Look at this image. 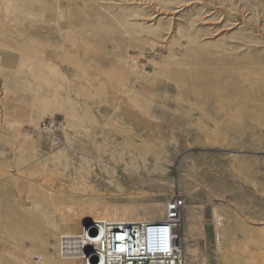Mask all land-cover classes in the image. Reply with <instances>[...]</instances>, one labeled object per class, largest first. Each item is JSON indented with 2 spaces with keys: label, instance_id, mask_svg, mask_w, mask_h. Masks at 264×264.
Returning <instances> with one entry per match:
<instances>
[{
  "label": "rangeland",
  "instance_id": "obj_1",
  "mask_svg": "<svg viewBox=\"0 0 264 264\" xmlns=\"http://www.w3.org/2000/svg\"><path fill=\"white\" fill-rule=\"evenodd\" d=\"M172 202L184 264H264V0H0V264Z\"/></svg>",
  "mask_w": 264,
  "mask_h": 264
},
{
  "label": "bare ground",
  "instance_id": "obj_2",
  "mask_svg": "<svg viewBox=\"0 0 264 264\" xmlns=\"http://www.w3.org/2000/svg\"><path fill=\"white\" fill-rule=\"evenodd\" d=\"M172 204H175V202H172ZM175 205H177L176 208H170L168 205L165 207L160 204H155L145 209H136L137 211L129 206L123 208L102 209L94 207L84 209L82 212V219L77 220V222L75 220L70 221L69 217L64 218L67 219L66 221L69 220L70 222H68L70 224L68 223V225H65L64 223V225L61 226V229H63L60 234L62 245L61 253L63 257L67 258H81L83 259L84 264H106L105 257H97L95 255L96 249L89 252V247L94 245L96 241L93 239L94 237H98V239L102 237L105 233V227H107V225H115L114 227L117 228L118 225L124 226L125 223L150 224L162 223L165 221L172 225L175 235H178L180 240L178 247L182 251V242L185 240V225L179 224V212L183 209V206L178 203ZM172 212L175 213V217L173 219L169 216V213ZM70 218L72 219V217ZM219 222L220 219L217 218L216 224H219ZM88 232L91 234H88ZM94 233L95 236L93 235ZM84 245L87 247L86 251Z\"/></svg>",
  "mask_w": 264,
  "mask_h": 264
},
{
  "label": "built area",
  "instance_id": "obj_3",
  "mask_svg": "<svg viewBox=\"0 0 264 264\" xmlns=\"http://www.w3.org/2000/svg\"><path fill=\"white\" fill-rule=\"evenodd\" d=\"M175 204L170 208H176ZM169 216L173 219L175 213ZM114 226L107 225L102 237H94L90 246V252L96 249L94 254L104 256L106 264H184L179 237L169 222Z\"/></svg>",
  "mask_w": 264,
  "mask_h": 264
},
{
  "label": "water",
  "instance_id": "obj_4",
  "mask_svg": "<svg viewBox=\"0 0 264 264\" xmlns=\"http://www.w3.org/2000/svg\"><path fill=\"white\" fill-rule=\"evenodd\" d=\"M86 228H87V227H86ZM93 235L95 236V233H94ZM93 235H92V236H93Z\"/></svg>",
  "mask_w": 264,
  "mask_h": 264
}]
</instances>
